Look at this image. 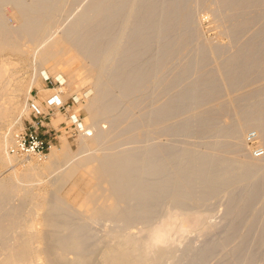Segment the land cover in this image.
Masks as SVG:
<instances>
[{
	"label": "rangeland",
	"instance_id": "374dc122",
	"mask_svg": "<svg viewBox=\"0 0 264 264\" xmlns=\"http://www.w3.org/2000/svg\"><path fill=\"white\" fill-rule=\"evenodd\" d=\"M104 1L110 4L107 20L88 14L97 0H0V264H264V241L243 242L250 230L257 240L264 229V187L253 194L264 178V137L255 128H246L249 108L264 101V61L254 63L253 53L246 52L264 28V11L244 15L243 10L235 19L239 26L233 28L229 16L239 13L238 5L228 0H186L190 11L186 13L187 36L179 29L169 36L171 40L164 34L163 40H149L147 52L136 58V48L147 38L137 34V40L132 39L131 32L138 10L149 11L152 6L146 5L147 0ZM259 4L264 7V0H251L252 7ZM77 21L80 26L71 30L74 40H81L87 28L98 26L102 31L98 47L91 43L95 49L84 54L64 33ZM246 21L252 24L239 32L240 23ZM60 38H66L74 51L64 59L70 54L77 57L71 69L63 61L43 63L39 59ZM173 43L175 47H165ZM97 49L99 55H94ZM153 57L156 74L144 81V73L133 72H144V65ZM98 65H107L108 71ZM190 66L194 71L191 83L216 81L219 95L154 121L152 113L189 83L182 79ZM75 70L80 72L78 84L68 78ZM237 70H241L240 79L234 83ZM126 71L131 72L132 82L122 90ZM42 72L53 80V74L61 73L65 80L62 98L70 106L68 113L57 111L40 130L52 147L67 143L69 156L62 155L58 163L50 161V152L43 159L23 161L9 151L12 133L35 119L36 105L45 110L47 99L56 94ZM176 75L180 85L175 90L170 85ZM100 77L104 82L110 77L114 80H110V94L101 110L94 103ZM140 78L142 82L135 85ZM29 84L33 86L30 94ZM133 85L140 88L131 91ZM73 113L93 126L94 136H87L71 121ZM94 113L95 118L91 117ZM199 119L202 123L215 120L217 128H209ZM186 120L193 124L184 134L181 129ZM176 128L179 132L173 133ZM96 134L99 139H94ZM218 145L225 147L218 149ZM173 146L180 154L187 150L192 156L208 153L231 159L242 171L252 168L253 175L207 197L199 194L183 207L170 200L154 211L150 205L133 211L137 193H151L152 174L158 165L153 162L155 153ZM107 159L118 166L111 175L102 167ZM122 160H131L137 171L128 174ZM143 169L149 172L145 177ZM122 172L127 177L123 186ZM179 173L181 183L182 164ZM113 193L128 194L129 200L126 204L121 201L119 207ZM131 213L149 216L127 215ZM158 232L168 238L155 247V254L149 246L152 237L160 236ZM204 251L208 254L202 260L189 258H198Z\"/></svg>",
	"mask_w": 264,
	"mask_h": 264
},
{
	"label": "bare ground",
	"instance_id": "6f19581e",
	"mask_svg": "<svg viewBox=\"0 0 264 264\" xmlns=\"http://www.w3.org/2000/svg\"><path fill=\"white\" fill-rule=\"evenodd\" d=\"M236 1H239V2L237 3ZM146 2H147L146 5L150 6V8L152 6V9L149 11H146V9L145 10L144 9L138 10L136 23H135V25L132 29V32H131V36H133L132 39L135 38V40H137L136 39L137 37L135 36L137 34L139 36H141L143 39L145 37L147 38V40H145L144 44L141 43V46L136 48L138 50V54L136 55V58H138L140 56V54L147 52V50L149 49V44L148 43L146 44V42L149 40H155V39L163 40L164 39L162 36L163 34L166 36L168 35V39H169V36L174 35L176 33V31L179 29L182 30L183 35L187 36V34H188V32H186L187 27H188V17L186 16V13L190 12V11H189V7L186 5V0H147ZM228 2H232L234 5H238L239 8H241L238 11L239 13L235 12L229 16V19L231 21L233 28L236 26H239L238 24H236L235 19H236V16L238 17V14H240L243 10H246V12L243 11V13L245 12L244 15H246L247 13L250 14L251 12H257L258 10L264 11V7L260 6V4L258 6L252 7L251 0H228ZM166 4H167V7L164 9ZM109 8H110L109 3L105 2L104 0H97L95 5H93V7L89 10L88 14L90 15V17H93V18L102 15V18L107 20L109 16L106 14V11ZM149 17H150V19H149ZM256 18H259V15H257ZM122 21H123V19H122ZM79 24L80 23H78V21H77L75 23V25L73 24L68 28V32L66 31L64 33L65 34L67 33V35L65 37L67 39H69L68 41L70 43L74 44L75 49L78 48V50H80L84 54V52H86L87 50L91 49V51H92V49H95L94 47H96V48L98 47L97 41L99 43L100 40L102 41V39H103V38L100 39L102 37V31L98 26L94 27V28H87L83 38L81 40L79 39V41H77V40H74L73 37H71V30L75 26H77V27L80 26ZM240 24L241 25H240L239 30H241V31H239V32H243V30L245 28L249 27L252 23H251V21H246L243 23L241 22ZM29 37H30V35H29ZM66 38L56 39L55 42L50 44V46H47L46 49H44V51H42L41 53L39 52L40 54L38 56H39L40 61L42 60L43 63H48L49 61H53V62H56V64H58L59 61H63L62 64L66 65L67 67H69V69H71L72 64L75 62L77 57H74V54H70L67 59H64V57L66 56L67 53L69 54L71 51H73L72 50L73 47L70 48L69 47L70 45L67 44ZM148 38H150V39H148ZM169 40H171V39H169ZM91 43L94 44L95 46L92 47ZM169 46H171L173 48V47H175V43H173L172 45L168 44L165 47H169ZM246 48H248L246 52H250V53L252 52L253 53V54H251V56H253V58L256 59L253 61L254 63H257V62L260 63V62L264 61V28L261 30L260 36L257 37L256 39H254L253 43L250 44L249 46H247ZM250 49H253V50L250 51ZM95 51H96V53H94ZM95 51H93L92 53L94 55H99L97 53L100 52V50L97 49ZM81 55H79V56L81 57ZM38 56H36V57H38ZM241 58H243L247 62L249 61V57L246 55L245 56L242 55ZM39 59H37V60H39ZM154 61H155V57H153V59L149 60V62L144 65V68H143L145 70L144 72L143 71H136L133 73H142V74L144 73V75H146V76H144V81H145V79H147L149 81L151 79V77H154L156 74L154 72V67H153L155 64ZM95 64L97 65V63H95ZM239 64H237V66H236L237 69L240 68ZM91 66L94 69L97 68L94 64H92ZM98 66L100 67V69L104 70V72L108 71L107 65H102V66L98 65ZM255 66H257V65H254V67ZM137 68L141 69L142 66H138ZM241 70H242V66H241ZM241 70L235 71L234 78L236 76H237V78L235 81L233 79L234 83L239 82L240 78H239L238 73ZM91 72H92V70H91ZM197 72L201 73V71H199V70H197ZM79 73L80 72H78V70L72 71L70 73L68 78H70V81L72 84L73 83L78 84V82L80 81V79L78 80ZM83 73H84V71H83ZM130 73L131 72L127 73V71H126V74H128V75L125 79V82L122 83V90H127L129 88L130 82H132V79L129 76V75H131ZM193 73H194V71H193V68L191 66L188 67V69L186 71H184V73H183L184 77H183L182 81H183V83H186V81H189V83L188 82L186 83L187 86H185L182 93L175 92L172 95V97L170 98V101L167 104H165L161 110L156 111V113H154V112L152 113L151 117L154 119V121L155 120L161 121V119L166 120L171 114L178 112L181 108L182 109H188V108H191V106H198V105H200L206 101H209L210 99H215L216 96L219 95L218 93H216L217 92L216 88L218 87V84H219L218 82L212 81V80H209V81L200 80L197 83L193 84V82L191 83V76ZM42 74L44 75V77L49 76L48 72H42ZM53 75H55V77L58 78V79L55 78V80H60L61 82H65L64 78L61 76V73H55ZM80 75L82 76V71H81ZM96 78H98V77H96ZM100 79L101 80H99L97 83L95 81V83H96V86H95L96 87V94L94 96V100H95L94 103H95V106H96V104H98V107L101 110V108H103V101H105V99H107L109 97V94H110V89H111L110 80L113 82H114V80L112 77H110V80L108 79L105 82L103 80V77H100ZM70 81H69V83H70ZM137 82H142L141 78L135 82V85L137 84ZM135 85H133V89H131V91L132 90L134 91L137 87L140 88L139 87L140 85L139 86H135ZM179 85H180V79H179V76L176 75L175 79H173V82L170 85V88L176 90L179 87ZM27 89H28L27 93L30 94L32 89H33V86L29 84V88H27ZM63 89H62V91H63ZM93 90H94V88H93ZM54 95H56V94H54ZM78 97L79 96H77V98ZM59 98L63 99L62 95L59 96ZM49 99H47V101ZM259 103H260V105H256L255 107L249 108L246 115L248 117H251V118L246 123V128H249V127L255 128L259 133V137H264V105H263L264 101L260 100ZM92 109H94V108H92ZM106 110H108V109L106 108ZM92 113H93V110H92ZM72 115L74 116V115H76V113L75 114L73 113ZM95 115L97 116V113L96 114L94 113V115H92L91 117L95 118ZM71 121L75 122V120L72 118H71ZM199 122L202 123L201 119H199ZM85 124L83 122H79V121L77 122V126L80 127L81 129H83L84 133H86L87 136L88 135L94 136L95 133L93 132V129H94L93 126L91 125L92 127H89ZM192 124H193V122L191 120H186L182 126V129H181L182 133L185 134L186 132H188L189 128L191 127ZM202 124H206L209 128H217V122H215V120L209 119L206 122H203ZM178 132H179V129L176 128V129H174L173 133H178ZM97 136L98 135L96 134V138H94V139H99V136L98 137ZM65 141H66V139H65ZM7 142L9 143V141H7ZM221 146H224V145H218V149H222ZM68 151H69L68 145H67V143L64 142L62 148L52 147L48 156L50 158V161L52 159H54L56 161L55 163H58L57 160L62 155H63V157L69 156ZM7 153H8V151H7ZM155 154H156V157L153 158V162L154 163L156 162L155 164H158V165H157L156 169H154L155 171L153 170L154 172H153L152 176L154 177V181L152 183V186L150 187L151 193L149 195V194L144 193V192H138L137 193V206H136V209L133 208V211H137L139 209L144 210V209L148 208L149 205H150V209L152 211H154V210H156V208H158L165 201H170V200H177V205L179 207H183L186 205V201H189L191 199L196 198V196L199 194H201L202 197H207V196L227 187L228 185H230L233 182H237V181L244 179V178H250L253 175L252 168L250 170L242 171L240 168L235 167V165H233V163L230 162L231 159L229 160L227 158H219V157L211 156V155H208V153L203 154V155H199V156H192L190 151L184 150V152L182 154H180L179 149L177 147L173 146L167 150L165 149L162 151H158ZM8 159H11V158H8ZM131 160H133V159L131 158ZM131 160H128L129 163H127L126 160H122V165H125L124 171H126L128 174H132V173L137 171V169H136L137 165L135 163L133 164V162H135L136 160L134 159L135 161L133 160V162ZM114 162H116V161L115 160H108V159L106 161L104 160L102 162V164H103L102 167L110 175L114 171L113 167L116 166V165L114 166ZM125 163H127V164H125ZM181 164H182V172L183 173H182V182L180 183L179 182V180H180L179 171H180V165ZM249 164L251 165V163H249ZM116 167H118V166H116ZM95 171H98V170H95ZM148 173L149 172H146L145 169H143L141 171L142 177H145ZM95 174H97V173L95 172ZM124 178L126 179L127 177L122 172V186L124 183ZM263 187H264V178L260 179L257 182L253 194L260 193L263 190ZM114 194L117 196L115 199L118 198L117 201L119 203V205H118L119 207H120L121 201H122V203L126 204L127 200H129L127 198V197H129L128 194L122 195V193L121 194L120 193H113V195ZM114 203H116V202H114ZM114 205H116V204H114ZM112 207H115V206H112ZM116 208H118V207H116ZM114 210H112L114 212V214L117 213ZM116 211H118V210H116ZM105 212H108V211H105ZM127 215L131 216V217L149 216L146 213L145 214H143V213H131V214H127ZM254 226H256V224H254ZM263 226H264V223H263ZM165 227H163L164 230H166ZM230 228H234V227L230 226ZM250 228L254 229L253 226ZM160 230H161V228H160ZM164 230H163V232H161V231L160 232L165 235L166 232ZM260 231H261V233H260L258 239L253 240V238L251 236L252 231L250 230L249 235L243 241L244 244L246 245L250 242L251 243H253V242L259 243L261 241L263 242L264 241V229L260 230ZM152 233H156V229H155V232H152ZM162 234H160V236L157 234L158 235L157 237H155V236L152 237L151 244L149 243L150 244L149 248H150L152 253L155 252V254H156V248L155 247H158L157 245L159 243H161L162 241L164 243V239L167 240L168 237L165 238V236ZM166 235H168V234H166ZM154 248H155V250H154ZM151 252H149V255H152ZM79 253H81V252H79ZM207 254H208L207 251H204L203 254L198 255V258L195 257V255L189 256V258L191 260H193V259L202 260L204 257H207ZM80 255H82V254H80Z\"/></svg>",
	"mask_w": 264,
	"mask_h": 264
},
{
	"label": "built area",
	"instance_id": "2783aa9c",
	"mask_svg": "<svg viewBox=\"0 0 264 264\" xmlns=\"http://www.w3.org/2000/svg\"><path fill=\"white\" fill-rule=\"evenodd\" d=\"M44 81L50 84L51 90L56 91V95L52 96L44 106L46 109H40L38 105L35 106L37 116L34 120L28 123L26 127L17 130L11 135V144L9 146V151L17 159L27 160L31 158L43 159L50 152L52 146L50 142L44 138V135L40 132L42 128H45L46 121L49 120L57 111L68 113L67 102L60 99L59 96L63 94L62 89L65 86V82L60 80H53L51 77L44 78ZM74 119V124L81 122L77 115H71L70 119ZM49 133V131H48ZM260 152H258L259 154Z\"/></svg>",
	"mask_w": 264,
	"mask_h": 264
}]
</instances>
